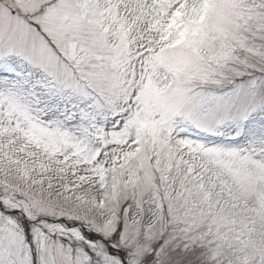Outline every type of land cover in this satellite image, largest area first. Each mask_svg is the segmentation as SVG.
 Returning <instances> with one entry per match:
<instances>
[{
  "label": "snow or ice",
  "instance_id": "obj_1",
  "mask_svg": "<svg viewBox=\"0 0 264 264\" xmlns=\"http://www.w3.org/2000/svg\"><path fill=\"white\" fill-rule=\"evenodd\" d=\"M0 264H264V0H0Z\"/></svg>",
  "mask_w": 264,
  "mask_h": 264
}]
</instances>
